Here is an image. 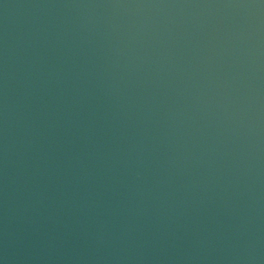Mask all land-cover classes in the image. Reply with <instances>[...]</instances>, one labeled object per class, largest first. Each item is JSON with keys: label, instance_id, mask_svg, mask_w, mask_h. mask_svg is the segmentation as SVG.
Wrapping results in <instances>:
<instances>
[{"label": "water", "instance_id": "95a60500", "mask_svg": "<svg viewBox=\"0 0 264 264\" xmlns=\"http://www.w3.org/2000/svg\"><path fill=\"white\" fill-rule=\"evenodd\" d=\"M0 264H264V0H0Z\"/></svg>", "mask_w": 264, "mask_h": 264}]
</instances>
